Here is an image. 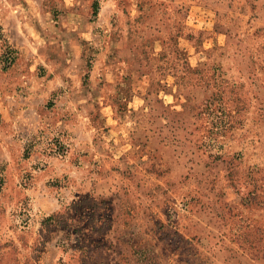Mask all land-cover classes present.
Returning <instances> with one entry per match:
<instances>
[{"label":"rangeland","instance_id":"rangeland-1","mask_svg":"<svg viewBox=\"0 0 264 264\" xmlns=\"http://www.w3.org/2000/svg\"><path fill=\"white\" fill-rule=\"evenodd\" d=\"M0 264H264V0H0Z\"/></svg>","mask_w":264,"mask_h":264}]
</instances>
